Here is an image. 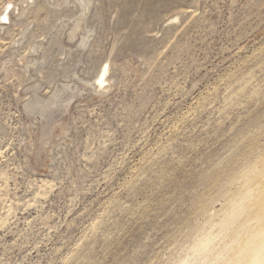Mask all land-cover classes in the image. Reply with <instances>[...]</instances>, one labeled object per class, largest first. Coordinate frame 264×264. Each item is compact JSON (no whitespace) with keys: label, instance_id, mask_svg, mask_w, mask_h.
Here are the masks:
<instances>
[{"label":"rangeland","instance_id":"rangeland-1","mask_svg":"<svg viewBox=\"0 0 264 264\" xmlns=\"http://www.w3.org/2000/svg\"><path fill=\"white\" fill-rule=\"evenodd\" d=\"M260 159L264 0H0V264H180Z\"/></svg>","mask_w":264,"mask_h":264},{"label":"clouds","instance_id":"clouds-1","mask_svg":"<svg viewBox=\"0 0 264 264\" xmlns=\"http://www.w3.org/2000/svg\"><path fill=\"white\" fill-rule=\"evenodd\" d=\"M244 212L243 203H227L219 213V223L213 224L197 237L190 264H264V216H258L251 225L246 226L248 233L242 232L241 242L232 246L235 252L233 258L217 255L214 259H209L216 252L217 241L224 236V229L238 224ZM217 228L220 231H214Z\"/></svg>","mask_w":264,"mask_h":264},{"label":"bare ground","instance_id":"bare-ground-1","mask_svg":"<svg viewBox=\"0 0 264 264\" xmlns=\"http://www.w3.org/2000/svg\"><path fill=\"white\" fill-rule=\"evenodd\" d=\"M81 6H82V11L84 12L86 10V5L84 4V6L83 5H81ZM8 10H9L8 8L4 9L2 16H1L2 17L1 21L6 20V13ZM72 35H73V33L71 32L69 34V38H72ZM107 73H108L107 67L103 68L99 72L96 79L93 81V87L96 88V90H105V88L107 87V78H106ZM55 99L56 98H53V100H55ZM48 103L52 104V100ZM69 103H70V99L67 100L66 104H69ZM43 107L45 108V106H43ZM46 107H48V106H46ZM260 161H261V163L259 164ZM260 161L258 160V164L260 166L255 165V166H252L250 168L248 167L249 168L248 172L246 174H243L244 177L241 176L243 178L242 179L243 180L242 191H239L240 193L238 192L239 194L238 195L236 194L237 196L234 197L232 200H230V202H234V203H238V204L243 203V206L245 209L243 219H241V221H239V224H236L233 227H226L224 229V236H222L221 239L219 241H217V243H219V242L222 243L225 240V238L227 239V242L226 243L224 242L222 245V248L218 252L216 251L213 254V256L210 257L209 259H214L215 256H217V255H223L226 258H233L235 255V252L233 251L232 246L234 244L241 242V233L242 232L244 234L248 233L249 229L246 226L251 225L256 220V218L258 216H264V159L263 160L260 159ZM233 192H235V191H233ZM228 203H229V201H228ZM218 231H220V229H218L217 232ZM188 253H189V251H188ZM180 264H190V258H186Z\"/></svg>","mask_w":264,"mask_h":264}]
</instances>
